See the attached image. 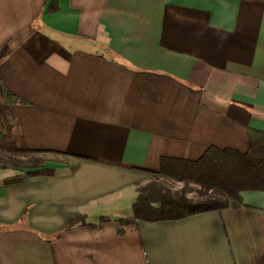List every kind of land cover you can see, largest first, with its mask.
Here are the masks:
<instances>
[{
	"label": "crops",
	"instance_id": "crops-1",
	"mask_svg": "<svg viewBox=\"0 0 264 264\" xmlns=\"http://www.w3.org/2000/svg\"><path fill=\"white\" fill-rule=\"evenodd\" d=\"M5 44L0 264H264V191L118 233L163 155L264 131V0H0Z\"/></svg>",
	"mask_w": 264,
	"mask_h": 264
},
{
	"label": "trees",
	"instance_id": "trees-1",
	"mask_svg": "<svg viewBox=\"0 0 264 264\" xmlns=\"http://www.w3.org/2000/svg\"><path fill=\"white\" fill-rule=\"evenodd\" d=\"M49 9L56 10L58 6L52 2ZM8 50V44H5L0 49V59ZM163 178L186 185L193 183L195 188L192 194L185 188L175 191L162 185ZM248 190L264 191V131L253 129H250V144L246 151L210 146L197 159L163 155L160 170L152 172L145 185H137L132 216L119 219L118 233H123L125 224L137 219H181L221 209L231 200L241 201V193ZM80 219L81 216L70 219L66 227Z\"/></svg>",
	"mask_w": 264,
	"mask_h": 264
},
{
	"label": "rangeland",
	"instance_id": "rangeland-1",
	"mask_svg": "<svg viewBox=\"0 0 264 264\" xmlns=\"http://www.w3.org/2000/svg\"><path fill=\"white\" fill-rule=\"evenodd\" d=\"M2 111V108L0 110V112ZM4 111V110H3ZM2 123V121H1ZM7 153H5L4 151L0 150V163L2 164H9L12 163L14 161H18L16 159V157L18 158L19 155H15L13 152L10 151H6ZM11 153V154H10ZM23 157V164H27L29 163V161H31L32 157L31 156H36L33 160L35 161L36 158H38V160H44V158L47 157H54V155H48V154H34V155H27V153H23L20 155ZM151 178V176H150ZM150 178L142 183H140L139 185H145ZM162 185L166 188H171L172 190H182L183 188L186 189L187 192H189V194H192L191 192L193 191V189L195 188V185H193V183H189L188 185H186L185 183L181 182V181H176V180H172V179H162ZM130 212L132 213V209H130ZM129 212V213H130Z\"/></svg>",
	"mask_w": 264,
	"mask_h": 264
}]
</instances>
